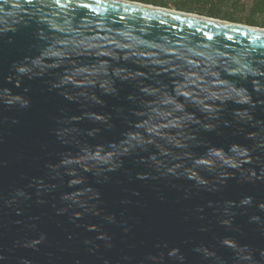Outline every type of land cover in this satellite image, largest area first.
<instances>
[{
	"label": "water",
	"instance_id": "obj_1",
	"mask_svg": "<svg viewBox=\"0 0 264 264\" xmlns=\"http://www.w3.org/2000/svg\"><path fill=\"white\" fill-rule=\"evenodd\" d=\"M0 264H264V27L0 0Z\"/></svg>",
	"mask_w": 264,
	"mask_h": 264
},
{
	"label": "trees",
	"instance_id": "obj_2",
	"mask_svg": "<svg viewBox=\"0 0 264 264\" xmlns=\"http://www.w3.org/2000/svg\"><path fill=\"white\" fill-rule=\"evenodd\" d=\"M264 27V0H136Z\"/></svg>",
	"mask_w": 264,
	"mask_h": 264
},
{
	"label": "rangeland",
	"instance_id": "obj_3",
	"mask_svg": "<svg viewBox=\"0 0 264 264\" xmlns=\"http://www.w3.org/2000/svg\"><path fill=\"white\" fill-rule=\"evenodd\" d=\"M166 7L176 9V8H175L174 6H172V5H170V6H166Z\"/></svg>",
	"mask_w": 264,
	"mask_h": 264
}]
</instances>
